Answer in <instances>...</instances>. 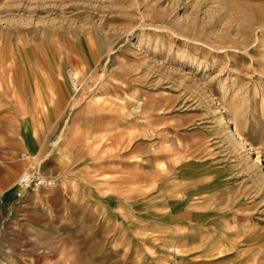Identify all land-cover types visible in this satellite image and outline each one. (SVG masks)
Instances as JSON below:
<instances>
[{"label": "rangeland", "instance_id": "1", "mask_svg": "<svg viewBox=\"0 0 264 264\" xmlns=\"http://www.w3.org/2000/svg\"><path fill=\"white\" fill-rule=\"evenodd\" d=\"M33 96L57 107L38 137L56 157L45 162L8 151ZM30 162L57 186L20 190ZM6 252L25 264H264V0H0Z\"/></svg>", "mask_w": 264, "mask_h": 264}, {"label": "crops", "instance_id": "2", "mask_svg": "<svg viewBox=\"0 0 264 264\" xmlns=\"http://www.w3.org/2000/svg\"><path fill=\"white\" fill-rule=\"evenodd\" d=\"M52 102L53 101H50L47 98H43V97H41V99L38 98V100L35 102L34 96H33L32 103L28 102V104H27V106H28L27 113L21 117L18 116L17 118L14 119V122L12 124L13 127H12L11 131L13 132L12 138L14 139L15 144H14L13 148L8 150L11 154L19 153V154H22L24 156H31L33 158L35 157V159L37 156L38 159L42 160L43 162H45L46 160L51 159V158L52 159L56 158L54 154H50V153L44 154V152L49 150V148L48 149L46 148V150H45V148L40 146V144H42V142L40 140L41 138L40 139L38 138V137H40L41 129L52 124L54 122V118H56L55 115L57 112V107L52 106V104H51ZM60 102H61V100H60ZM60 102H59V104H60ZM45 106H46V108H45ZM55 108H56V110H55ZM23 112L24 111H22L21 113H23ZM35 112H36V115L37 114L41 115L42 119H41L40 124H38L37 117L35 116ZM64 124H65V121H64ZM64 124H61V126H63ZM68 124L70 125L69 121L65 125H68ZM61 126H60V128H61ZM60 131H61V129H60ZM61 134H60L61 139L58 141V138L60 137V136H58V138L55 140V141H58V143L56 145L53 144L54 142L52 143V146L55 147V151L57 149H61V146L67 144V143L62 144V141L64 140V136L66 135V132H64V128L62 129ZM34 142H35V144H34ZM52 149L53 148H51L49 150V152H51ZM63 157L68 158V155H66V156L64 155ZM62 187H64V186L62 185L60 188H58L59 189L58 191L61 192L63 195L64 189ZM12 190H14V189H12ZM12 196H14V194H12ZM43 247L46 248V245H44ZM0 259L2 260L1 263H3V264H25L21 259L13 256V254L7 253V252L4 254V256H0Z\"/></svg>", "mask_w": 264, "mask_h": 264}, {"label": "built area", "instance_id": "3", "mask_svg": "<svg viewBox=\"0 0 264 264\" xmlns=\"http://www.w3.org/2000/svg\"><path fill=\"white\" fill-rule=\"evenodd\" d=\"M70 73V82L72 83L74 90L77 91L78 86H80L81 83L74 73ZM16 184L19 189L24 192L38 193L39 191L41 192L45 189H52L56 187L57 178L54 176L44 175L39 166L30 162L26 170L17 178Z\"/></svg>", "mask_w": 264, "mask_h": 264}, {"label": "bare ground", "instance_id": "4", "mask_svg": "<svg viewBox=\"0 0 264 264\" xmlns=\"http://www.w3.org/2000/svg\"><path fill=\"white\" fill-rule=\"evenodd\" d=\"M76 74H77V73H76ZM228 126H229V125H228ZM233 133L236 134V136H237V138H238V141H239L240 145L243 146L244 149H246V150H248V149L251 150V148H249L248 146L245 145V140H244L242 134L239 132V130H237V127L234 128V132H233ZM249 150H248V151H249ZM252 151H253V150H252ZM260 159H261V158H259V155H258V156L254 159V161H255L254 163L261 164V163H260ZM39 166H40V165H39Z\"/></svg>", "mask_w": 264, "mask_h": 264}]
</instances>
